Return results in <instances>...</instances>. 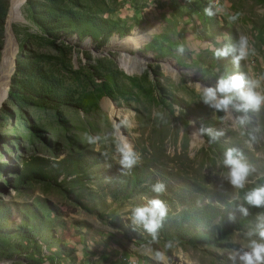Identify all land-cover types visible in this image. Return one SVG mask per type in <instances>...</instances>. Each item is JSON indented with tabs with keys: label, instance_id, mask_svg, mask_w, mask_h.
I'll return each mask as SVG.
<instances>
[{
	"label": "rangeland",
	"instance_id": "obj_1",
	"mask_svg": "<svg viewBox=\"0 0 264 264\" xmlns=\"http://www.w3.org/2000/svg\"><path fill=\"white\" fill-rule=\"evenodd\" d=\"M208 5L219 10L212 17L203 13ZM17 15L18 96L7 93L0 106V264H154L140 254L150 237L123 216L154 195L156 180L166 185L160 198L169 214L152 247L173 242L168 264H225L237 233L254 228L264 210L212 242L172 240L163 228L183 209L230 200L215 167L225 147L242 151L255 182L264 176V108L240 128L197 91L214 83V69L232 70L210 46L241 35L251 51L239 71L264 75V0H24ZM131 31L147 36L137 49L120 46ZM124 53L135 60L130 72L118 62ZM200 127L224 134L209 143ZM124 144L139 156L127 174L117 163Z\"/></svg>",
	"mask_w": 264,
	"mask_h": 264
},
{
	"label": "clouds",
	"instance_id": "obj_2",
	"mask_svg": "<svg viewBox=\"0 0 264 264\" xmlns=\"http://www.w3.org/2000/svg\"><path fill=\"white\" fill-rule=\"evenodd\" d=\"M218 11L213 5L203 9L204 15L208 17L214 16ZM236 19V14L228 17L230 23ZM209 50L215 60L227 58L232 70L220 73L216 68L214 72L219 74L216 75L213 84L202 86L198 83L199 101L215 113H222L223 118L232 121L235 126L243 128L249 122L250 113H257L264 108L262 90L264 75L251 78L239 71L241 61L245 60L251 51L248 38L241 35L234 43L226 42L220 47L210 46ZM175 52L182 56L186 48L183 44L177 45ZM173 79H179V74L175 70ZM153 115L160 119L164 118L163 113L157 112ZM199 132L207 135L209 143L217 141L224 134L223 131L211 127H200ZM87 139L91 143L94 138ZM254 140L255 137L250 136L245 144L250 146ZM118 151L121 154L117 162L119 169L123 174H127L138 164L139 156L129 144H124ZM215 167L222 169L220 177L233 193L229 204L235 202L234 210L240 216L247 217L249 208H264V183L255 184L251 179L256 169L239 148L225 147L222 155L215 161ZM255 179L259 180L261 177L256 176ZM249 184L254 186L246 189V185ZM149 190L154 195L150 198L143 197L144 202L141 204L126 206L123 218L127 220L132 231L140 229L150 237L148 244L140 246L142 249L140 254L147 256L154 264H168L169 258L166 253L173 247V242L165 241L162 249L152 247V244L159 242V231L169 214L168 204L160 198L166 192V185L163 181L156 180L149 186ZM226 218L229 223L235 220L232 211L228 212ZM255 220L254 228L237 233V246L226 253L225 264H264V215H257Z\"/></svg>",
	"mask_w": 264,
	"mask_h": 264
},
{
	"label": "trees",
	"instance_id": "obj_3",
	"mask_svg": "<svg viewBox=\"0 0 264 264\" xmlns=\"http://www.w3.org/2000/svg\"><path fill=\"white\" fill-rule=\"evenodd\" d=\"M7 8L9 9L8 0H0V34H2V29L5 24ZM54 20H56V18ZM20 55L21 54H19V56ZM17 56L18 55H16V57ZM16 66L17 60L15 70H17ZM10 78L7 97L9 99H14L18 96V91L15 86V78L13 76ZM204 137L208 139L207 135ZM261 183H264V176L255 182V184ZM252 186L254 185L250 184L246 186V189ZM235 206V202L229 204V201L225 200L223 207L206 204L197 210H191V208L183 209L178 213L177 219L169 225V228L167 227V229L165 227L163 230L172 240H183L190 244H195L199 241L212 242V239L224 238L230 232L241 229V227L248 222L255 213L264 210V208H249V215L247 217H242L234 210ZM230 211H232L235 216V220L231 223H229L226 218ZM216 218L217 222L213 223L212 220ZM172 227L173 229H170Z\"/></svg>",
	"mask_w": 264,
	"mask_h": 264
},
{
	"label": "bare ground",
	"instance_id": "obj_4",
	"mask_svg": "<svg viewBox=\"0 0 264 264\" xmlns=\"http://www.w3.org/2000/svg\"><path fill=\"white\" fill-rule=\"evenodd\" d=\"M9 3H10L9 12H8V16L6 15L5 24H4V43H3V47L1 48V54H0V106L2 105V103L6 98L7 89L10 83L9 82L10 77L14 72L13 58L15 56V50L17 44H15L16 40L14 39L15 37L13 36V33L11 31V23L15 18L18 17L17 15L18 10L21 7V5L24 3V0H9ZM148 33H150V31ZM146 38H147L146 34L135 31L130 34L128 33L124 35L119 42L123 44L120 46H128L130 47V49H137V47ZM118 62L124 70L130 72L131 67L134 66L135 60L133 59V61H131L127 53H124L120 55ZM132 264H136V263L132 262Z\"/></svg>",
	"mask_w": 264,
	"mask_h": 264
},
{
	"label": "water",
	"instance_id": "obj_5",
	"mask_svg": "<svg viewBox=\"0 0 264 264\" xmlns=\"http://www.w3.org/2000/svg\"><path fill=\"white\" fill-rule=\"evenodd\" d=\"M13 65H14V71H15V65H16V55L13 58ZM10 82V81H9ZM9 87V86H8Z\"/></svg>",
	"mask_w": 264,
	"mask_h": 264
}]
</instances>
